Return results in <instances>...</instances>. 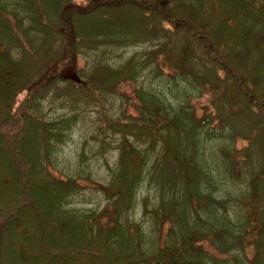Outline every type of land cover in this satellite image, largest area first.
Returning a JSON list of instances; mask_svg holds the SVG:
<instances>
[{
	"label": "trees",
	"instance_id": "1",
	"mask_svg": "<svg viewBox=\"0 0 264 264\" xmlns=\"http://www.w3.org/2000/svg\"><path fill=\"white\" fill-rule=\"evenodd\" d=\"M87 112L115 157L82 209L54 167ZM1 172L0 264H264V0H0Z\"/></svg>",
	"mask_w": 264,
	"mask_h": 264
},
{
	"label": "rangeland",
	"instance_id": "2",
	"mask_svg": "<svg viewBox=\"0 0 264 264\" xmlns=\"http://www.w3.org/2000/svg\"><path fill=\"white\" fill-rule=\"evenodd\" d=\"M79 3H83V0H76ZM143 48H150L149 45H139V46H133L127 48L125 51L123 50L124 54L130 55L137 49H143ZM112 60L117 59L115 55H111ZM82 64V62H79V65ZM74 70L69 71V73L73 74ZM147 82H152L154 85H157L161 87L165 93L171 98H174V93L177 94V96H184L183 91V85L182 84H176L174 80L170 79L169 77H164L161 79L160 77L154 76L152 73L150 76H148ZM136 87L135 83H126L125 85H122L118 88V90L127 96V98L131 99V96L134 94V89ZM122 98H121V97ZM116 95L113 99L116 108H119V106L122 103V99L124 102V96L122 95ZM203 101H206V97L202 99ZM50 103H46V107L49 108ZM133 108V107H132ZM131 106L128 105V109L132 110ZM60 110L56 108L57 113ZM88 115V120L85 119L84 121L78 122V124L74 127V129L70 132L67 140L59 145V150L56 156L55 160V173H62V174H73L77 172H81L85 177H82L80 179V182L82 185L85 186L84 190L80 193L75 195L72 198L71 207H78L82 209H91V208H97L102 207L105 203L103 200L102 193L98 189V185L95 184V182L100 183L99 181H103L109 176L110 170L109 165L113 164L112 158L115 157V151H111L107 153L106 155H102L100 152H97L98 148V142L92 139L93 134L95 133V126L93 123H91V117L90 113H86ZM87 120V121H86ZM220 142H212V145L208 151L210 152L212 149H216L217 145ZM84 152L85 156L84 158L81 157V153ZM2 164L3 166L6 165V159L5 155L3 154L1 156ZM0 174L1 177L4 178V174ZM90 178L92 181L88 180L86 178ZM1 185V183H0ZM237 184L231 186L230 188H235ZM228 187V186H226ZM150 196V198L155 201V192L153 189H149L147 186H144L142 188V191L140 193L139 201L137 209H135V218L141 219L143 218V201L142 198L145 196ZM6 255L7 259H10V250L6 249ZM73 264H85L88 263V260L82 258L79 260V262H71ZM68 262H65L64 264H71Z\"/></svg>",
	"mask_w": 264,
	"mask_h": 264
}]
</instances>
